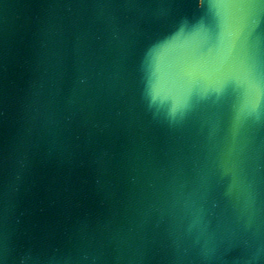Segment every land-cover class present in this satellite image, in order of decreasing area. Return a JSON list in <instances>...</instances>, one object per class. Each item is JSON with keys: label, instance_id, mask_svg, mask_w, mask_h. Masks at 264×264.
<instances>
[{"label": "water", "instance_id": "1", "mask_svg": "<svg viewBox=\"0 0 264 264\" xmlns=\"http://www.w3.org/2000/svg\"><path fill=\"white\" fill-rule=\"evenodd\" d=\"M0 264H264V0H0Z\"/></svg>", "mask_w": 264, "mask_h": 264}, {"label": "snow or ice", "instance_id": "2", "mask_svg": "<svg viewBox=\"0 0 264 264\" xmlns=\"http://www.w3.org/2000/svg\"><path fill=\"white\" fill-rule=\"evenodd\" d=\"M192 70L194 71V68Z\"/></svg>", "mask_w": 264, "mask_h": 264}]
</instances>
